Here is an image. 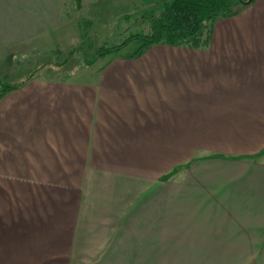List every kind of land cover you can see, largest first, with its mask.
<instances>
[{"label": "crops", "instance_id": "crops-1", "mask_svg": "<svg viewBox=\"0 0 264 264\" xmlns=\"http://www.w3.org/2000/svg\"><path fill=\"white\" fill-rule=\"evenodd\" d=\"M210 24L0 96V264H264V0Z\"/></svg>", "mask_w": 264, "mask_h": 264}, {"label": "rangeland", "instance_id": "rangeland-1", "mask_svg": "<svg viewBox=\"0 0 264 264\" xmlns=\"http://www.w3.org/2000/svg\"><path fill=\"white\" fill-rule=\"evenodd\" d=\"M161 8L157 0H0V74H7L6 81L10 83H19L33 72L62 75L75 69V73L82 75L99 73L112 55L83 68L84 60L92 59L101 44L117 43L129 32L143 28L140 21L134 23V20L142 14L158 13ZM210 23L196 39L186 43L208 40L211 35ZM73 45H77L75 53L67 57L64 65L54 66L64 59ZM135 48L136 43H130L123 48L122 56L128 57ZM198 153L195 154L199 156ZM152 155H155L154 152ZM158 158L162 156L158 155ZM190 163H178L161 174L160 178L180 181ZM144 169V174H151L150 168H147L148 171ZM178 214L184 217L183 212L179 211ZM174 232H179L183 239L186 237L184 228ZM165 239L164 236L159 237L162 242L160 249L165 250ZM155 252L159 251L156 249ZM163 255L168 257V254ZM194 255V259H188L190 264H223L225 261ZM168 260L159 259L160 263L167 264ZM225 264H230V261Z\"/></svg>", "mask_w": 264, "mask_h": 264}, {"label": "trees", "instance_id": "trees-1", "mask_svg": "<svg viewBox=\"0 0 264 264\" xmlns=\"http://www.w3.org/2000/svg\"><path fill=\"white\" fill-rule=\"evenodd\" d=\"M161 3V10L158 13L149 12L140 15L134 23H142L138 31L129 32L117 43L101 44L95 50V56L86 61L84 65L93 63L97 58L107 55L116 57L122 56V50L130 43H136V48L129 55L135 57L152 44L165 42L169 44L186 43L196 39L207 26L219 16L232 15L254 0H157ZM139 22V23H140ZM77 46V45H76ZM76 46H71L64 59L54 64L62 66L68 56L75 53ZM36 72L28 74L24 79L35 75ZM7 74H0V96L14 87L22 85L6 81Z\"/></svg>", "mask_w": 264, "mask_h": 264}]
</instances>
